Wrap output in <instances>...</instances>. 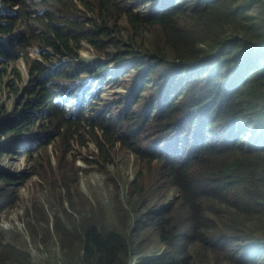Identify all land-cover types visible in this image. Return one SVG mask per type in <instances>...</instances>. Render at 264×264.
<instances>
[{
	"label": "trees",
	"instance_id": "16d2710c",
	"mask_svg": "<svg viewBox=\"0 0 264 264\" xmlns=\"http://www.w3.org/2000/svg\"><path fill=\"white\" fill-rule=\"evenodd\" d=\"M69 1L75 0H19L18 20L24 33L22 44L25 47L31 44L29 24L40 21L45 22V26L51 30V36L46 39L50 44L44 46L52 48L53 55L59 59L67 56L71 48H79L81 34L94 49L104 52L106 47H97L101 38L99 33L106 32L109 21L113 20L115 2L80 1L82 8L92 14V18L103 29L98 32L96 29L80 30L75 27L65 33L48 22L51 18L47 12L53 16L58 3ZM162 1L164 4L151 15L134 14L127 7L118 5L120 14L126 17L130 25L145 22L157 26L161 31L162 42L156 44L154 50L152 47L148 52L138 53L136 69L142 72L143 77L152 76L156 79L157 93L153 98L159 97L163 101L158 104L156 118L167 124L166 131L152 137L151 141L146 138L135 141V133H128L123 146L133 147L135 143L141 160L160 165L154 178L161 184L164 194L171 188H175L179 194L173 208L138 220V225L141 222L151 225L158 242L166 246L168 252L153 259L145 257L135 264H204L207 253L226 264H264V238L246 237L240 229L248 223H254L264 231V130L259 133L262 145L256 147L243 142L247 134L257 132L258 127L252 125L264 126V17L247 14L251 6L257 7L256 2L259 1L185 0L180 5L178 0ZM33 5L45 11L31 20L29 15ZM92 11L97 13L94 15ZM238 21L247 24V31L252 35L262 37L256 41L245 40L234 31L237 30ZM227 28L234 29L233 34L220 38L219 31ZM39 31L35 29L33 33ZM5 32L6 29L0 25V35ZM199 36L211 39L210 48L206 52L198 47ZM103 38L106 39V34ZM227 38L232 40L226 41ZM112 47L124 50L127 54L125 57L133 55L127 52L126 42L118 37ZM216 47H219L218 53L213 55L212 51ZM164 49L173 52L174 56L169 59L171 62L178 61L182 65H170L168 73L159 82L160 77L154 68L160 58L165 59L164 56H158L163 54ZM204 57L206 59L201 61ZM123 58L117 59V62ZM24 60L26 63L29 61L26 57ZM140 61H143L142 64ZM199 61L200 65L189 66ZM33 64L31 76L37 80L47 69L37 61H33ZM142 65L146 68H142ZM63 76L67 77V74L63 72ZM142 82L138 84L139 89ZM43 90L48 94L46 86ZM179 93L182 99L176 102L172 96ZM43 102L51 106L47 97ZM149 106L155 108L152 103ZM139 118L128 117L126 124L136 122L135 130L139 126ZM234 118H240L243 124L235 123L226 129V124ZM58 119L63 123H57ZM197 120L202 122L204 129L201 134L204 139L209 133L206 129L210 124L223 128L224 133L232 131L224 137L230 146L191 147V151L185 148L183 138L190 128L197 126ZM79 124L80 121L67 120L57 111L52 112L47 123L54 131L64 130V135ZM108 126V122L100 119L95 129L100 131L101 139L91 138L98 149V160L103 164L109 163L105 158L115 144L114 133L108 131ZM80 130L73 131L71 136L80 137ZM68 143L69 139H64V145ZM6 195V199H0V210L14 205V199L9 202ZM131 206L136 204L132 202ZM35 212V217L47 219L44 212ZM26 216H29L28 211ZM58 220L57 217L53 220V231L60 250L69 254L78 244L82 264H118L119 256L125 252L133 258L140 256L137 249L142 238L128 237L130 228L126 225L123 231L115 227L97 228L91 223L67 228ZM27 228L29 234V222ZM217 228L222 230L219 233L213 230ZM231 228V235L227 236ZM176 235L180 238L175 239ZM22 244L0 243V264H31L30 255L17 248V245ZM199 245L202 246L201 250L191 251L192 246ZM252 245L254 248L249 252ZM122 246L125 248L122 249Z\"/></svg>",
	"mask_w": 264,
	"mask_h": 264
},
{
	"label": "rangeland",
	"instance_id": "374dc122",
	"mask_svg": "<svg viewBox=\"0 0 264 264\" xmlns=\"http://www.w3.org/2000/svg\"><path fill=\"white\" fill-rule=\"evenodd\" d=\"M42 1V0H35ZM80 1L77 0L76 4L79 5V10L85 12L80 5ZM113 20L109 21L106 30H110V35L118 37L121 41H125L127 44L128 53H140L148 52L149 49L162 42V34L157 26H150L145 22H137L135 25H130L124 15L119 12L118 5L127 7L133 13H140V10L144 7L147 0H113ZM152 1V0H151ZM185 0H179V3H183ZM257 7L254 8V15L264 17V0H258ZM89 2V1H87ZM69 5H73L74 2H67ZM90 3V2H89ZM114 4V3H113ZM14 10V8L12 7ZM147 9L141 11L142 14L147 13ZM40 8L33 5L29 17L31 20L36 19L40 15ZM95 15L97 12L92 11ZM89 15H92L88 13ZM117 17V18H116ZM181 20L183 17L181 16ZM36 23V22H31ZM37 23H41L40 21ZM143 26V29L141 28ZM236 31L245 40L256 41L262 36H254L247 31V24L241 21L236 22ZM231 28L219 31V37H228L233 34ZM198 47H202L206 52L210 48L211 39L199 36ZM30 60L38 59V52L36 48L29 49ZM24 53V51H23ZM122 53H125L122 50ZM158 56H164L166 60L174 56L173 52L164 49L163 54ZM97 61V63H96ZM72 60V63H75ZM105 60H101L97 52L87 43L82 44V50L79 53V63L84 65L100 64L106 69H96L94 73L103 72L106 76L101 83L100 92L98 90L93 93V97L85 104L87 108L84 109V118L80 126L90 123L96 113L102 108L107 109L115 115L120 114L123 108H127L123 114L120 115V119L112 128H109V132L116 131L115 136L125 139L128 133L124 134L123 130H117L119 127L117 123L125 121L127 117L139 118V126L134 130V140L137 141L140 138H146L147 141H151L152 137L166 131V123L156 118V114L159 110L158 104H162V100L159 97L153 98V95L157 93L155 78L150 76L149 78H141L140 74H137L135 68L124 67V71L120 76L109 81L112 78L107 63ZM169 62H163L160 58L156 64L155 72L159 75L162 81L163 77L169 71ZM146 68L142 65V68ZM154 67V66H152ZM33 68V67H32ZM67 70V69H66ZM150 72L151 69L147 68ZM19 72L20 78L17 79L15 74L6 73L5 77L12 83L13 87L17 88L15 93L9 92L8 95L0 93V104H3L7 108V113L10 116H18L21 110L27 109V98L25 94V86L27 85L29 69L25 63L21 61L15 62V73ZM70 72H72L70 70ZM84 75V72H81ZM141 88L137 93L132 95L135 90L134 86L137 82L143 81ZM100 80L92 83V89L98 85ZM50 82L49 90L53 93H59L67 88L68 81L65 79H47ZM83 84L81 81L73 82L69 84V87H80ZM91 89V90H92ZM172 99L176 102H180L182 94L177 96L173 95ZM149 103H152L155 108L150 107ZM71 105L66 107V112L71 113ZM96 108V110H93ZM104 108V109H105ZM88 109V110H87ZM91 109V110H90ZM64 112V113H66ZM106 116L108 119V115ZM111 116V115H110ZM111 121L115 119L110 117ZM87 120V122H86ZM115 123V122H113ZM259 127L260 125H252V127ZM264 130V129H262ZM44 134L58 135L56 131H44ZM132 133V132H129ZM251 132L247 134L243 142L248 144L249 139L253 136ZM261 135V134H258ZM82 138L72 141L64 150L59 151L58 142H54L49 147L42 149L40 152L44 157L49 156V150H51L52 156L61 160V162L71 170L69 177L75 178L76 182L80 185L75 197L68 204L64 203L63 207L57 205L56 201L51 198L47 189L49 186L54 187L55 182L46 183L39 181L35 176L30 175L24 180L22 186L16 187L15 191L20 195L16 205H11L0 210V243L2 245L8 244L9 241L23 243L18 249L28 253L30 255L31 264H82L81 262V250L76 244V247L70 251L69 254H64L60 250V245L57 240V236L53 231L54 217L59 218V222L65 226L70 227L74 223L75 226H82L85 223L95 224L97 228L115 227L119 231H123L124 226L129 223L134 225L128 232V237L140 236L142 238L138 252L140 255H145L147 251L152 249L156 251V254H163L166 250L165 246L155 245L157 237L153 233L151 225L141 222L138 225L140 217L144 219L148 209L156 208V212L162 208V211L173 208L177 202V195L170 192L165 197L162 194L157 193L155 185L160 184L155 178V172L160 168V165L150 163L146 160H141L137 155L136 144L133 143V147H126L121 144H117L109 150L108 156L105 158L109 160L108 164H103L98 160L96 156L97 149L94 147L90 136L83 133ZM5 141L1 140L0 145ZM255 142L251 140L250 144ZM84 143V145H80ZM19 149L16 152L0 157V169L12 174H20L22 177L28 175L29 168L24 153H19ZM57 160L51 162L54 165ZM50 173L53 175L51 169ZM76 173V174H75ZM75 174V175H74ZM131 202L136 204L132 207ZM39 206L45 208V214L47 219H41L35 217L36 210ZM25 211H29L28 218L25 215ZM29 220V234L27 223ZM240 227L243 234L250 238H264V231L260 225L254 223H248ZM216 232H220L222 228L213 229ZM231 230L228 231L227 236L231 235ZM24 240H26L24 242ZM125 246H122L124 249ZM254 248L250 246L249 252ZM202 246H192L191 251L196 252L201 250ZM118 264H127L129 258V264H135L137 261H133L132 256L125 252L121 254ZM215 262L226 264L227 262L221 260H215L212 254L207 253V258L204 264H216ZM8 264V262L6 263Z\"/></svg>",
	"mask_w": 264,
	"mask_h": 264
},
{
	"label": "clouds",
	"instance_id": "9594fccd",
	"mask_svg": "<svg viewBox=\"0 0 264 264\" xmlns=\"http://www.w3.org/2000/svg\"><path fill=\"white\" fill-rule=\"evenodd\" d=\"M73 2V5H69L67 2L58 3V5H56L54 8L55 14L53 16L51 15V12H47L51 18L48 22H50L52 26L60 28L61 31L65 33L71 32L75 27H78L80 30L96 29L98 32L102 31L103 26L97 20L93 19L92 15L88 14L89 12L80 11L79 5L76 4L77 0ZM177 3L178 5L181 4L179 3V0L177 1ZM163 4L164 3L162 0H147V2L144 4V7L140 10V13L134 14L143 15L141 13L143 9L148 10L146 13L148 15L155 14L153 12ZM12 7L14 8V10L12 9ZM40 10V14L45 11V9ZM254 13V8H250L247 12L248 15H254ZM19 14V0H0V25H2L6 29L5 34L0 35V93H5L8 95L9 92L15 93L17 91V88L13 87L12 83L5 77L6 73H11L15 74L17 79L20 78L19 72L15 73L16 61L25 63L29 69L28 81L27 85L25 86L27 109L21 110L20 115L15 117L10 116L7 113V108L3 104H0V143L2 139H5V141L0 145V157L4 156V154L10 155L19 149V153H24L26 155V160L30 171L28 175L22 177L20 174L8 173L0 169V199H6L5 195L7 194L6 196L9 197L7 201L11 202V199H14L12 203L16 205L20 196L15 191L16 187L20 188L27 176L33 175L39 181L41 180L46 183L55 182V186H49L47 192L49 193L51 198L56 201L57 205L63 207L64 203L68 204V202L72 201L80 185L76 182L74 176L69 177V173L71 170H69L61 162L60 159L53 157L51 150H49L50 157H44L40 151L44 148L49 147L54 142H58L59 151L64 150L70 143H72L74 138H82L81 134L83 133L90 136V141H92L91 138L94 137H97L100 140L101 133L100 131H97L95 129L98 121H100V119H103L104 121L109 123L108 128H112L114 124L119 121L120 115L123 114V112L126 111L127 108H123L120 114L115 115L111 112H108L107 114V109L104 107L105 109L102 108L101 110H99L96 113L95 117L92 120H89L90 123H86L83 126L74 127L68 134L64 135V130L56 131L58 133L57 136L44 134V131H54L47 125L48 121L52 117L53 111H57L59 115L63 116L67 120H71L74 122L80 121V124L83 120H85L84 109L87 108L85 104L94 96L93 93L96 90L100 92L99 89L102 86L101 83L103 81V78L106 76V73H94V71L96 69H106V67L104 68L100 64L84 65L82 63H79V53L82 50V44H89L86 40H84L82 34L79 36L78 49H75V47L71 48L68 52V55L63 58L59 59L55 57L53 55V49L44 46L46 43L50 44V41H46V39L47 37L51 36L50 27L45 26V22L29 24V27L31 28L29 38L32 39V42L29 46L25 47L24 44H22L24 33L23 28L20 25V21L18 20ZM35 29H39V33H33V30ZM110 30L111 29H108L106 32L99 33L101 38L99 43L97 44V47L99 49L106 47V50H104V52H100L94 49L89 44L97 52L101 60H105L104 64L107 63L110 74L112 75V78L109 79V81L120 76L124 71V67H128V69L133 67L137 71V74H140L141 71L136 69V63L139 60L138 52L132 53L133 55L125 57V55L127 54L114 49L112 47V44L115 42L117 37L111 36ZM104 34H106V39L103 38ZM237 38H240V36H237ZM230 40H232V38L226 39V41ZM262 46L264 47V43ZM31 48L37 49V60H30L28 51ZM218 50L219 47H216L212 51V54H217ZM103 54H107L108 56L104 57ZM44 55L47 56L46 59L43 58ZM74 55H77V57L74 58ZM24 57L29 59L27 63L25 62ZM119 58L123 59L120 62H117V59ZM205 59L206 58L204 57L201 59V61ZM72 60H75L76 62L72 63ZM161 60L169 62V66L172 64L182 65L178 61L171 62L169 59L166 60L163 58H161ZM33 61L42 63L47 69L46 72L41 74L37 80L31 76V71L33 70L32 67L34 66ZM201 61L192 63L189 66H198L200 65ZM142 62L143 61H140L141 64ZM70 70L72 72H70ZM63 72L67 74V77L63 76ZM81 72H84L85 74L82 75ZM140 75L142 76V73ZM47 79H65L68 81L67 88L64 91H60L59 93H53L49 90L51 86H49L50 82H47ZM100 79L101 81L98 82V85H96L92 89V83ZM44 81H46L47 84ZM77 81H81L83 82V84L80 87H69V84ZM141 82L142 81H139L135 84V90L133 91L132 95L139 91L138 84ZM45 86L47 87L48 94H45L43 90ZM46 97L50 100L51 106L43 102ZM71 105L75 106L72 108V112H66V107H69ZM93 110H96V108H93ZM143 113L144 112H141L140 115H142ZM102 115H108V119H106V116L103 117ZM110 115L112 116V118H115L113 119V121H111ZM126 121L127 119L125 121L117 123V126L119 127L117 130L122 129L124 134L134 132L136 122L126 124ZM57 123L62 124L63 121H60L58 119ZM196 123L197 126L194 129L190 128L187 135L183 138L182 141L183 146L189 149V151H191V147L193 149H201L206 147L230 146L229 143L224 139V137L226 134L232 131H227L226 133H224L223 128L214 124H210L206 129V131H208L209 133L205 136L204 139L201 134V131H203L204 129L202 127V122L200 120H197ZM235 123H241V119L234 118L230 120L225 126L226 129H230L232 126H234ZM242 124L243 123H241L240 125ZM81 127L83 128V130H80ZM262 129H264V126H259L257 128V132L254 133V135L249 139L248 145L256 147L262 145V143L259 141L261 135H258ZM79 130L80 132L78 134L80 137H77L75 135L71 136V133L73 131ZM115 132L116 131H112V134L114 133L115 138L114 146H116L117 144L124 145L126 138L122 139L120 137H116ZM64 139H69V143L67 146L64 145ZM251 140H255V142L250 144ZM92 143L97 149L95 143ZM80 145L83 146L84 143ZM97 154L98 149L96 156ZM54 160H57V162L52 165L51 162ZM50 169L53 175L50 173ZM3 180H5V183H3ZM155 190L157 193L162 194L163 197H165L170 192L176 194L177 197L179 195L178 191L175 188H171L166 194H164L161 184L155 185ZM147 209L148 212L144 217L145 219L149 214H158L162 211V208H160V210L156 212V208H151V206H147ZM37 210H40L45 214V208L43 206H39ZM26 217L28 218V216ZM55 218L56 217H54V219ZM72 226H74V223L71 224L70 227H66L71 228ZM126 226L131 229L134 225H130L129 223H127ZM177 238H180V236L176 235L175 239ZM25 241L26 240H24V242ZM8 243L17 244L13 241H9ZM155 245L164 246L163 244L158 242V239ZM19 246L20 245H17V247ZM167 252V247L166 250H164L163 254H156V251H152V249H150L145 253V255H140L138 258H133L132 256V258L133 261L139 262L140 259H144L145 257L153 259L157 258L159 255H165Z\"/></svg>",
	"mask_w": 264,
	"mask_h": 264
}]
</instances>
